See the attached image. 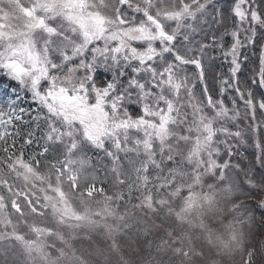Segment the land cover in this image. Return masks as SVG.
Instances as JSON below:
<instances>
[{"label":"snow or ice","instance_id":"6c2138e0","mask_svg":"<svg viewBox=\"0 0 264 264\" xmlns=\"http://www.w3.org/2000/svg\"><path fill=\"white\" fill-rule=\"evenodd\" d=\"M4 78L5 228L50 212L119 231L107 217L132 204L188 226L146 241L168 257L157 264H215L213 250L264 264V0H0ZM76 194L103 211L75 208ZM10 239L55 264L36 239Z\"/></svg>","mask_w":264,"mask_h":264}]
</instances>
